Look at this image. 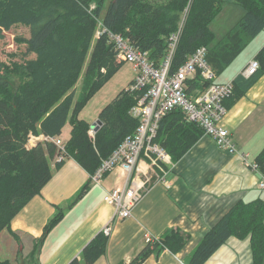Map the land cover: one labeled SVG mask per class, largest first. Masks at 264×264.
I'll return each instance as SVG.
<instances>
[{"label":"trees","instance_id":"trees-1","mask_svg":"<svg viewBox=\"0 0 264 264\" xmlns=\"http://www.w3.org/2000/svg\"><path fill=\"white\" fill-rule=\"evenodd\" d=\"M243 16L214 43L210 24L222 10L220 0H0V40L3 32L17 25L27 26L29 37L20 40L30 59L22 63L0 64V233L11 231L12 219L50 181V161L60 155L46 141L28 146L30 136L56 138L63 127H71L64 143L63 157L74 160L92 177L121 143L132 134L138 120L131 110L140 95L130 91L131 82L98 114L101 126L89 136L90 125L79 119L87 102L119 71L122 63L106 34L96 38L98 25L121 35L135 49L148 53L155 65L166 55L169 37L179 32L170 71L175 72L200 47L206 48V62L220 76L264 30V0H235ZM93 7V8H91ZM94 9V10H93ZM91 11V13H90ZM257 71L232 81V96L224 101L228 109L264 73V46L255 56ZM82 80L76 95L75 86ZM208 83L199 74L186 81V92L196 96ZM202 129L186 123L180 110L163 117L154 143L177 162L201 138ZM63 161L55 164L59 169ZM264 175V148L254 159ZM85 184L74 204L88 191ZM64 216L61 208L48 220L41 238L28 253L32 264L41 244ZM249 238L253 264L264 260V201L238 202L201 239L187 264H205L228 239ZM108 237L97 234L70 264H93L106 250ZM189 234L168 229L153 244H147L128 264H142L151 254L168 250L180 252ZM158 251V252H157ZM36 264H39L36 259ZM0 264H11L0 260ZM20 264V263H17ZM124 264V263H120Z\"/></svg>","mask_w":264,"mask_h":264},{"label":"crops","instance_id":"crops-1","mask_svg":"<svg viewBox=\"0 0 264 264\" xmlns=\"http://www.w3.org/2000/svg\"><path fill=\"white\" fill-rule=\"evenodd\" d=\"M220 1V16L228 11L227 20L231 23L243 16L235 0ZM263 46L264 30L215 82L232 83L236 76H243ZM105 85L79 113V119L90 127L101 109L117 95V92L105 91ZM221 125L229 134L234 152L218 147L213 138L203 134L180 160L172 162L165 179L169 185L158 182L156 175H152V183L142 200L131 216L123 220L115 218L113 207L103 202L106 191L125 184L121 169L115 168L96 184L74 160L64 158L59 169L55 168V160L50 161V181L10 223L11 231L18 238L15 240L17 248L23 251L25 246H33L59 207L64 216L41 244L37 253L39 264H70L79 259L86 245L107 225L111 232L105 253L93 264H128L146 247V237L159 239L168 229L189 234L184 248L177 254L162 249L142 264H187L201 239L234 205L257 199L264 201V189L258 186L260 174L250 167L264 148V73L227 109ZM70 130V125L66 124L55 140L64 145ZM39 140L40 137L36 143ZM85 184H89L87 193L73 204L74 197ZM205 264H253L249 238L228 239Z\"/></svg>","mask_w":264,"mask_h":264},{"label":"built area","instance_id":"built-area-1","mask_svg":"<svg viewBox=\"0 0 264 264\" xmlns=\"http://www.w3.org/2000/svg\"><path fill=\"white\" fill-rule=\"evenodd\" d=\"M93 8V7H91ZM106 34L113 43L116 51V60L120 63L130 64L133 71L130 91L140 95L136 105L132 108V117L138 120V126L132 134L124 137L121 143L101 161L100 166L91 177L92 182L99 184L103 177L115 168L121 169L125 184L120 188L106 191L103 202L114 209V217L127 219L132 210L142 200L148 187L152 183V175L157 181L166 183V175L172 166L170 155L158 144L154 143L160 120L172 110L182 112L186 123L198 125L204 135L213 138L218 147L234 152L227 130L221 122L227 113L224 101L232 96V83H217L216 76L206 62V48L200 47L192 53L175 72L170 71L172 58L176 49L179 32L171 35L168 41L166 55L160 64L155 65L148 59L147 52L133 48L121 35L112 34L99 25L96 38ZM258 69V63L251 61L243 76L248 78ZM199 74L208 84L196 96L186 92V81ZM94 132L89 130V136ZM39 141L53 143L60 151L55 158L56 163L64 160V145L55 138L39 136ZM39 137L30 136L28 146L34 147ZM244 159L246 155H242ZM257 172L255 165L250 166ZM258 184L264 189V175H260ZM109 225L102 229L105 237L110 235ZM158 239L146 237L147 244H153Z\"/></svg>","mask_w":264,"mask_h":264},{"label":"rangeland","instance_id":"rangeland-1","mask_svg":"<svg viewBox=\"0 0 264 264\" xmlns=\"http://www.w3.org/2000/svg\"><path fill=\"white\" fill-rule=\"evenodd\" d=\"M110 1V0H107ZM211 24L210 30L215 36L214 43L219 41L225 33L235 24L231 23L228 11L222 16L218 15ZM99 27V25H98ZM3 38L0 40V64L8 65L11 63H22L31 56L26 54V46L20 40L29 37V29L27 26L17 25L9 31L3 32ZM133 71L130 64L123 63L115 77H112L108 84L105 85V91L117 92L123 90L128 80L133 77ZM82 80L80 79L75 86L76 95L81 89ZM66 134V130H65ZM29 145V144H28ZM20 248V247H19ZM17 248V242L9 235L7 231L0 233V260H8L11 264H22L28 261V253L32 250V246H25L23 251ZM32 264H36L37 254L34 257Z\"/></svg>","mask_w":264,"mask_h":264},{"label":"water","instance_id":"water-1","mask_svg":"<svg viewBox=\"0 0 264 264\" xmlns=\"http://www.w3.org/2000/svg\"><path fill=\"white\" fill-rule=\"evenodd\" d=\"M101 126V122L97 119L92 125H91V129L93 130V132L95 133L96 131H98V129Z\"/></svg>","mask_w":264,"mask_h":264},{"label":"bare ground","instance_id":"bare-ground-1","mask_svg":"<svg viewBox=\"0 0 264 264\" xmlns=\"http://www.w3.org/2000/svg\"><path fill=\"white\" fill-rule=\"evenodd\" d=\"M94 10V9H93ZM90 13H91V11H90ZM108 30V29H107ZM113 44V43H112Z\"/></svg>","mask_w":264,"mask_h":264}]
</instances>
